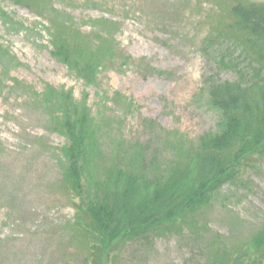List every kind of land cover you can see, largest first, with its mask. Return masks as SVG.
Instances as JSON below:
<instances>
[{"label":"rangeland","instance_id":"374dc122","mask_svg":"<svg viewBox=\"0 0 264 264\" xmlns=\"http://www.w3.org/2000/svg\"><path fill=\"white\" fill-rule=\"evenodd\" d=\"M53 5L72 16L83 31H90L89 23L96 19L114 20L111 32L120 57L99 74L97 83L86 84L52 55L46 19L29 7L0 0L12 20L6 22L0 12V42L18 59L0 86V264H85L68 230L74 207L58 188L57 148L66 138L49 129V119L29 103L33 92L27 93V88L42 92L50 83L73 91L78 99L87 95L93 112L100 111L113 124L105 131L106 143L116 133L127 140L149 139L147 118L197 140L215 130L220 119L208 103L204 80L237 79L234 70L201 51L210 3L53 0ZM123 57L130 61L121 66ZM14 79L24 87L14 85ZM117 92L124 96L119 107L114 102ZM204 220L209 232L162 237L148 248L128 246L120 264H195L209 259L217 233L226 245L244 241L264 220V162L250 168L241 182L226 185Z\"/></svg>","mask_w":264,"mask_h":264},{"label":"trees","instance_id":"16d2710c","mask_svg":"<svg viewBox=\"0 0 264 264\" xmlns=\"http://www.w3.org/2000/svg\"><path fill=\"white\" fill-rule=\"evenodd\" d=\"M14 1L48 19L52 54L86 83H97L101 70L117 60L119 47L108 30L82 32L53 0ZM211 1L203 52L237 79L206 78L203 89L220 119L216 130L197 140L147 119L154 132L148 140L116 133L106 143L113 124L100 111L93 114L86 96L75 99L51 84L34 94L52 129L67 138L58 150V187L74 205L69 232L85 264H120L128 246L148 248L162 237L209 232L204 217L221 190L264 162V0ZM99 24L110 28L113 21L101 18L93 27ZM14 61L0 43L1 78ZM121 97L116 93L117 107ZM212 245L209 259L195 264H264V220L244 241L226 245L217 233Z\"/></svg>","mask_w":264,"mask_h":264}]
</instances>
